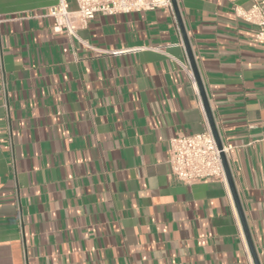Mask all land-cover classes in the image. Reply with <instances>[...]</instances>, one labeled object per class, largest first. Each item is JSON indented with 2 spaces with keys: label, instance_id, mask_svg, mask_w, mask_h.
Segmentation results:
<instances>
[{
  "label": "crops",
  "instance_id": "crops-1",
  "mask_svg": "<svg viewBox=\"0 0 264 264\" xmlns=\"http://www.w3.org/2000/svg\"><path fill=\"white\" fill-rule=\"evenodd\" d=\"M58 2L0 0V264H255L227 178L169 175L170 139L210 127L175 11L70 37L41 16ZM177 2L264 264V41L234 10L252 1Z\"/></svg>",
  "mask_w": 264,
  "mask_h": 264
},
{
  "label": "built area",
  "instance_id": "built-area-1",
  "mask_svg": "<svg viewBox=\"0 0 264 264\" xmlns=\"http://www.w3.org/2000/svg\"><path fill=\"white\" fill-rule=\"evenodd\" d=\"M78 8L70 10L65 0L50 7L43 17H51L55 31H66L70 37H76L78 30L88 25L97 14L113 15L133 11H150L164 9L174 13L172 0H76ZM252 5L245 8L235 5L237 17L257 27L256 38L264 41V0H251ZM6 20L0 13V24ZM198 95H200L196 78L190 66H185ZM229 160L231 145L223 144L219 149L216 138L208 128L199 133H179L170 139L168 163L170 178L173 181L193 184L200 180L220 178L226 180L221 153Z\"/></svg>",
  "mask_w": 264,
  "mask_h": 264
},
{
  "label": "water",
  "instance_id": "water-1",
  "mask_svg": "<svg viewBox=\"0 0 264 264\" xmlns=\"http://www.w3.org/2000/svg\"><path fill=\"white\" fill-rule=\"evenodd\" d=\"M172 1H173V7H174V11H175V14H176V17H177V21H178L180 29L182 31L184 44H185V47H186V50H187V53H188V56H189V62H190L192 71L194 73V76L196 78V81L198 83L201 96H202V100H203V104H204L206 115H207V118H208V121H209L210 128H211V130H212V132H213V134H214V136L216 138V141H217L219 149L222 150L223 149V142H222L221 136L219 134V131H218V128H217V125H216V122H215L211 107H210V103L208 101L207 94L205 92V89H204L202 81H201L199 69H198V66H197V63H196V59H195V56H194V53H193L189 38H188L187 33H186V29H185V26H184V23H183L182 15H181V12L179 10L178 2H177V0H172ZM221 156H222V161H223V165H224V169H225L226 178L228 180V183L230 185V189L232 191L233 197H234L236 205H237L238 213H239V216H240V219H241V222H242L244 233H245L247 241H248V245H249L251 253L253 255L255 264H260L259 260H258L257 253H256V249H255V246H254V243H253V239H252V236H251V232H250V229H249V226H248L246 215L244 213V210H243V207H242L239 195H238V191H237V188H236V185H235V181H234V178H233V175H232V171H231L229 160H228V158H227V156H226V154L224 152L221 153Z\"/></svg>",
  "mask_w": 264,
  "mask_h": 264
}]
</instances>
